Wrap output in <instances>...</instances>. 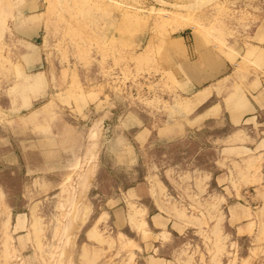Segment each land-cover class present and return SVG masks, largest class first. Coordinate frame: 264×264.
Returning a JSON list of instances; mask_svg holds the SVG:
<instances>
[{
  "label": "rangeland",
  "instance_id": "rangeland-1",
  "mask_svg": "<svg viewBox=\"0 0 264 264\" xmlns=\"http://www.w3.org/2000/svg\"><path fill=\"white\" fill-rule=\"evenodd\" d=\"M30 4L56 112L8 111L44 84L13 52ZM198 60L264 96V0H0V264H264V147L194 126Z\"/></svg>",
  "mask_w": 264,
  "mask_h": 264
},
{
  "label": "crops",
  "instance_id": "crops-1",
  "mask_svg": "<svg viewBox=\"0 0 264 264\" xmlns=\"http://www.w3.org/2000/svg\"><path fill=\"white\" fill-rule=\"evenodd\" d=\"M27 6V5H25ZM20 14L22 26L16 27L15 32L20 31V37L16 43H12L14 46L13 52L15 55H20V62L26 70L24 72L23 81H32L34 78L40 76L44 80V84L38 90L32 91V96L27 103L20 99L13 100L8 109L10 112H17L19 114L26 113V108L34 107V103L40 99L45 98L44 96H58L63 98V102L59 101L58 104L55 102V106H49L51 111H57L58 105L65 103V95L68 90V82H62L61 75L59 72L53 74L52 72L43 70L42 65L49 62L50 57L44 53V43H39L38 39L41 37L40 33L44 30V23L41 21V5L30 4L29 7H23ZM216 65L208 69V66L202 65V60L194 62V71L190 79L195 83L203 82L204 85L199 89L195 88L194 93L191 95L189 100L191 101V110L194 113L193 124L198 127H209V128H230L232 132L229 135L233 141L239 143V139L248 138L250 144L256 143V145L264 147V138L258 140V136L264 135V96H258V93L254 92L256 96L249 98L242 90L240 91L237 81L233 77L224 79L226 70L230 71L232 64L229 61L215 62ZM33 65H40V69L29 70ZM27 70L30 72L28 73ZM228 80V81H227ZM60 83V84H59ZM67 83V84H66ZM197 83V82H196ZM228 84V86H226ZM62 85V87H60ZM64 85V86H63ZM238 88V89H237ZM31 94H28L30 98ZM25 96V95H24ZM59 100V99H58ZM184 100V99H183ZM13 103V104H12ZM48 108L47 104H45ZM49 105V104H48ZM57 106V108H56ZM35 110V113L40 111ZM40 121V120H39ZM57 122V120H56ZM62 124V121H60ZM39 125H44L54 128L55 124H50V120L46 122H39ZM67 127V125H64ZM148 127L146 133L147 137H151V130ZM150 133V135H149ZM229 139V138H228ZM181 140V139H180ZM179 140V141H180ZM183 140V139H182ZM151 194L149 189H146V194ZM155 217L153 220L156 222H163V218ZM169 222V221H168ZM160 255L157 256L154 252L153 255H149L147 258L144 257L147 253L137 252L139 257V264H170L169 253H162V249H159ZM142 252H145L144 250ZM171 257V256H170Z\"/></svg>",
  "mask_w": 264,
  "mask_h": 264
}]
</instances>
